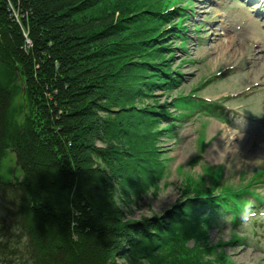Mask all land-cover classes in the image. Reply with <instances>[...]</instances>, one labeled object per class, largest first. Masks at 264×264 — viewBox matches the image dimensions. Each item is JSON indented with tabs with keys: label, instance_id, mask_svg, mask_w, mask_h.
<instances>
[{
	"label": "trees",
	"instance_id": "obj_1",
	"mask_svg": "<svg viewBox=\"0 0 264 264\" xmlns=\"http://www.w3.org/2000/svg\"><path fill=\"white\" fill-rule=\"evenodd\" d=\"M7 1L18 15L0 0V162L11 150L21 175L0 179V264H116L113 257L131 253V264H208L204 247L185 242L203 241V226L223 219L239 224L244 204L264 198L252 191L244 193L255 203L241 198L242 187L195 189L163 218L123 220L119 202L152 184L134 178L157 173L145 155L155 152L156 122L165 117L150 110L136 119L125 106L175 83L165 80L166 67L141 60L147 37L116 35L122 27L107 0ZM168 15L155 14L150 25L163 26ZM205 111L219 118L222 108L215 102ZM251 181L264 182V167Z\"/></svg>",
	"mask_w": 264,
	"mask_h": 264
},
{
	"label": "rangeland",
	"instance_id": "obj_2",
	"mask_svg": "<svg viewBox=\"0 0 264 264\" xmlns=\"http://www.w3.org/2000/svg\"><path fill=\"white\" fill-rule=\"evenodd\" d=\"M5 1L10 15L17 20V11L9 1ZM262 2L257 6H262ZM107 3H113L116 10L114 18L120 15L118 19L112 18L116 26L122 27L116 35H125V38L147 37V53L141 60L163 65L168 70L165 80L171 77L175 82L170 87L165 83L168 90L158 88L143 91L133 97L131 105L125 106L126 113L136 119L139 116L145 118L150 110L153 112L149 114L153 116L157 111H163L165 117L156 122L161 133L153 136L154 145L157 146L155 152L145 155L152 166L149 173L154 169H157V173L155 177L134 178L140 184L145 181L152 184L136 197L129 191L122 203L119 202L123 220L147 218L154 221L163 218L168 211L183 204L185 199L192 198L195 189L208 188L217 192L220 189L242 187L240 192L252 191L257 196L264 195V183L251 181L264 167V124L261 120L264 116V101L260 94H255V98L244 99L246 92L249 94L252 90L251 83L257 80V75L262 74L260 65L248 63L246 57L251 48L250 41L258 34L256 30L249 35L242 29L235 30L228 21H218L213 14L216 6L212 0H191L188 6L178 0H107ZM234 3L227 2L225 7H232ZM184 7L186 12H182ZM175 8H179L177 13ZM232 11L245 24V28L254 27L251 15L241 7H234ZM157 13H169L170 16L161 21L163 26L159 24L155 28L150 25V18ZM182 13H186L185 18ZM171 21V24L165 25ZM192 23L195 30L192 29ZM223 24L229 30L226 33H221L219 25ZM178 25L185 28L182 42L180 38H174V28L172 34L163 35L165 28ZM212 25L214 29H211ZM215 36H220V40H214ZM262 60L261 65L264 58ZM137 66L135 64L133 69H137ZM148 72L145 70L144 73L141 69V76L148 78ZM193 92L204 102L222 103L223 112L219 117H224L225 110H228L235 111L239 116L241 113L245 120H238L235 124L227 122L228 126L203 110H182L180 99ZM21 102L22 98L18 95L13 117L16 124L22 122ZM144 140L150 139L145 137ZM94 145L104 148V143L98 140ZM213 155L216 158L210 160ZM15 156L10 150L1 159V180L20 177L21 170ZM114 188L117 194L119 188L116 184ZM239 196L253 200L244 193ZM101 199L102 191L99 190L95 194V201L100 202ZM255 213V218L248 224L240 218L237 225L223 219L218 224L203 226L205 239L194 241L190 237L184 246L194 247L200 252L204 247V253L201 254L208 264H264V215H261L264 206L256 208ZM134 258L135 255L131 253L120 258L113 257V260L116 264H131Z\"/></svg>",
	"mask_w": 264,
	"mask_h": 264
},
{
	"label": "clouds",
	"instance_id": "obj_3",
	"mask_svg": "<svg viewBox=\"0 0 264 264\" xmlns=\"http://www.w3.org/2000/svg\"><path fill=\"white\" fill-rule=\"evenodd\" d=\"M261 215H264V213H261ZM256 213L253 210L251 204L247 205L242 212L241 219L245 224L251 223V221L255 218Z\"/></svg>",
	"mask_w": 264,
	"mask_h": 264
},
{
	"label": "bare ground",
	"instance_id": "obj_4",
	"mask_svg": "<svg viewBox=\"0 0 264 264\" xmlns=\"http://www.w3.org/2000/svg\"><path fill=\"white\" fill-rule=\"evenodd\" d=\"M232 43H234V42H232ZM241 44V43H240ZM229 46V45H228ZM243 46V45H242ZM239 47V46H238ZM237 47V48H238ZM227 50V49H226ZM212 151V148H210V152ZM216 152V151H215ZM222 152H220V154H221ZM209 155H210V153H209ZM216 158V156L215 155H213V156H210V160L211 159H215Z\"/></svg>",
	"mask_w": 264,
	"mask_h": 264
},
{
	"label": "water",
	"instance_id": "obj_5",
	"mask_svg": "<svg viewBox=\"0 0 264 264\" xmlns=\"http://www.w3.org/2000/svg\"><path fill=\"white\" fill-rule=\"evenodd\" d=\"M16 159V158H15Z\"/></svg>",
	"mask_w": 264,
	"mask_h": 264
}]
</instances>
